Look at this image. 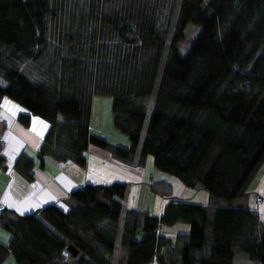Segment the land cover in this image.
<instances>
[{
  "label": "trees",
  "instance_id": "1",
  "mask_svg": "<svg viewBox=\"0 0 264 264\" xmlns=\"http://www.w3.org/2000/svg\"><path fill=\"white\" fill-rule=\"evenodd\" d=\"M190 23L199 31L181 55ZM0 80V102L28 111L23 127L31 115L49 124L40 158L84 166L88 145L135 166L151 156L208 194L205 205L171 198L158 217L126 209L124 183L73 189L68 211L3 209L0 264L9 254L14 264L163 263L159 229L176 223L189 231L169 264H264V224L246 204L264 160V0H0ZM94 95L111 97L128 146L90 131ZM33 166L25 153L14 162L27 180ZM150 188L171 194L166 182Z\"/></svg>",
  "mask_w": 264,
  "mask_h": 264
},
{
  "label": "crops",
  "instance_id": "2",
  "mask_svg": "<svg viewBox=\"0 0 264 264\" xmlns=\"http://www.w3.org/2000/svg\"><path fill=\"white\" fill-rule=\"evenodd\" d=\"M20 113L28 114V111L6 97L1 100L0 144L5 167L0 168V215L3 209L18 215L36 213L48 204H56L63 211H68L70 191L86 184H127L128 193L122 202L123 206L157 217L162 214L171 198L201 205L208 201V194L201 187H186L173 176L156 169L151 156L146 157L143 166H135L117 160L104 149L88 145L84 166L58 162L48 156L40 158L38 150L49 124L31 115L29 127H23L17 121ZM89 128L93 132L92 114ZM93 133L95 134V131ZM21 153H25L34 161L32 180L25 179L14 168V162ZM157 181L168 183L171 186V194L166 196L152 192L151 183ZM255 195H260L262 200L256 202ZM246 204L258 214L264 224V160L248 183ZM188 231L189 226L183 223L160 228V234L168 241V245L161 248L164 262L153 260L149 264H169L170 260H176L180 250L179 239L185 237ZM9 240L10 234L0 227V243L7 245ZM118 249L122 251L121 248ZM14 263V257L9 254L4 264Z\"/></svg>",
  "mask_w": 264,
  "mask_h": 264
},
{
  "label": "rangeland",
  "instance_id": "3",
  "mask_svg": "<svg viewBox=\"0 0 264 264\" xmlns=\"http://www.w3.org/2000/svg\"><path fill=\"white\" fill-rule=\"evenodd\" d=\"M199 31V27L194 24H188L184 30V38L179 43V52L184 55L191 43L193 42L196 34ZM168 43L162 54V62L165 59ZM112 100L109 96L94 95L92 98V129L93 132L98 136H101L110 142L120 145L128 146V137L120 133L113 126L112 111H111ZM256 196V195H255ZM260 196V195H259ZM261 198V196H260ZM262 200V198H261ZM122 251L118 249L116 251V258L121 257ZM235 264H254L253 261L246 259H236Z\"/></svg>",
  "mask_w": 264,
  "mask_h": 264
},
{
  "label": "water",
  "instance_id": "4",
  "mask_svg": "<svg viewBox=\"0 0 264 264\" xmlns=\"http://www.w3.org/2000/svg\"><path fill=\"white\" fill-rule=\"evenodd\" d=\"M67 250L72 256H76L78 254V250L73 244H68Z\"/></svg>",
  "mask_w": 264,
  "mask_h": 264
},
{
  "label": "built area",
  "instance_id": "5",
  "mask_svg": "<svg viewBox=\"0 0 264 264\" xmlns=\"http://www.w3.org/2000/svg\"><path fill=\"white\" fill-rule=\"evenodd\" d=\"M255 200H256V202H260L261 201V198H260V196L259 195H256L255 196ZM2 209V207H0V210Z\"/></svg>",
  "mask_w": 264,
  "mask_h": 264
}]
</instances>
